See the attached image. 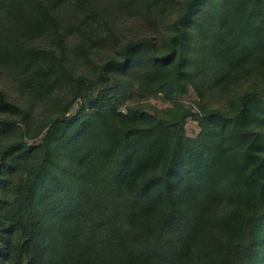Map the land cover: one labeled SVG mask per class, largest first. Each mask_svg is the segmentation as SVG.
I'll use <instances>...</instances> for the list:
<instances>
[{
	"label": "rangeland",
	"instance_id": "1",
	"mask_svg": "<svg viewBox=\"0 0 264 264\" xmlns=\"http://www.w3.org/2000/svg\"><path fill=\"white\" fill-rule=\"evenodd\" d=\"M42 1L44 9L31 2L34 14L46 18L38 31L22 30L0 9V250L8 253H0V264H18L15 246L22 230L8 211L47 148L54 177L35 197L44 264H72L73 244L86 241L93 247L92 264H126L123 248L113 253V247L124 238L129 219L119 192L104 181L118 156L85 166L81 159L119 126L116 113L170 119L182 110L190 113L185 134L209 155L201 169L186 170L179 179L177 194L180 203L184 194L188 207L182 244L190 264H216L209 258L232 240V218L245 209V199L238 166L229 157L216 162L220 122L192 115L234 116L249 95L244 126L264 135V0H204L188 25L183 86L168 91L150 88V74L165 67L149 48L161 57L169 52L186 0ZM129 49L136 56L123 61ZM110 61L115 66L105 71ZM100 94L108 105L91 107L90 99ZM15 143L22 145L6 155ZM69 196L73 206L57 210L55 201ZM141 264L162 261L154 257ZM244 264H264V219L254 228Z\"/></svg>",
	"mask_w": 264,
	"mask_h": 264
},
{
	"label": "trees",
	"instance_id": "2",
	"mask_svg": "<svg viewBox=\"0 0 264 264\" xmlns=\"http://www.w3.org/2000/svg\"><path fill=\"white\" fill-rule=\"evenodd\" d=\"M203 1L186 0L183 10L174 21L168 53L161 57L150 45L152 58L163 62L161 66L165 67L164 72L150 74V88L153 90L168 91L172 86H183L188 25ZM31 2L45 8L42 0H0V9L6 11L22 30L38 31L45 27L46 18L34 14L35 7L31 6ZM135 56L136 51L129 49L123 61ZM114 64L115 61L108 62L104 70L111 69ZM248 96L242 98L241 109L234 116L214 112L192 115L201 122L210 123L214 119L220 122L218 128L221 139L216 162L221 161L222 164L229 157L238 166L236 180L242 189L239 192L245 199V209L232 218V240L209 258L211 263L244 264V255L254 242V228L264 219V135L244 126ZM108 100L104 94H100L90 99V105L101 108L108 105ZM116 114L119 116V126L113 127L105 143L92 146L81 159V164L85 166L87 163H97L102 158L108 159L111 155L118 156L104 181L119 192L129 224L123 227L124 238L117 240L113 253L123 248L126 264H141L142 260L150 261L154 257L162 264H190L188 250L182 244V237L188 229L184 213L188 207L184 206V194L181 203L180 195L177 194L179 179L186 170L191 174L201 169L209 156L201 150L199 141L185 134V119L190 113L182 110L170 119L142 111ZM53 129L60 128L58 125L53 126L49 135ZM21 145L15 143L4 152L7 155ZM45 152L44 161L19 185L17 197L8 211L11 220L22 230L15 246L18 264H44L40 243L42 223L35 197L41 188L48 190L44 181L54 177L51 170L47 169L51 153L48 148ZM72 198L69 196L67 203L63 198L57 199L56 209L68 211L69 205L74 204ZM92 250L93 247L87 241L74 243L72 264H92ZM0 253L5 256L8 254L6 248Z\"/></svg>",
	"mask_w": 264,
	"mask_h": 264
}]
</instances>
